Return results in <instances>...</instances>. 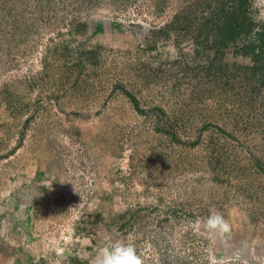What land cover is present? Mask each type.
Masks as SVG:
<instances>
[{
    "label": "rangeland",
    "instance_id": "374dc122",
    "mask_svg": "<svg viewBox=\"0 0 264 264\" xmlns=\"http://www.w3.org/2000/svg\"><path fill=\"white\" fill-rule=\"evenodd\" d=\"M222 10L264 23V0H0V180L32 209L0 264H91L106 237L264 264V55L207 34Z\"/></svg>",
    "mask_w": 264,
    "mask_h": 264
},
{
    "label": "crops",
    "instance_id": "0c3cea01",
    "mask_svg": "<svg viewBox=\"0 0 264 264\" xmlns=\"http://www.w3.org/2000/svg\"><path fill=\"white\" fill-rule=\"evenodd\" d=\"M39 172L40 170H38L35 174L34 172L31 174V186L35 183H42L41 180L38 181L36 179V177H39L41 174H39ZM22 178L26 179V174H20L19 179L23 180ZM27 185L28 184H25V187H27ZM21 186L22 185L20 183L18 185H12L9 178L6 179L3 177L0 180V234L5 235L6 238L8 237V239L11 240L12 238H16L13 236H16L17 232L20 231V239L21 243L23 244V238H27L28 233L26 228L27 224H25V222H23L22 220L27 219L28 212L32 209L28 207V197L23 195V193L17 194V191L18 189H21ZM31 204L33 205V203ZM16 211H18L19 218L15 216V214L17 213ZM17 219H19L18 225L16 221ZM1 261L8 263L9 260H6L4 252L2 253L0 251V262Z\"/></svg>",
    "mask_w": 264,
    "mask_h": 264
},
{
    "label": "clouds",
    "instance_id": "9594fccd",
    "mask_svg": "<svg viewBox=\"0 0 264 264\" xmlns=\"http://www.w3.org/2000/svg\"><path fill=\"white\" fill-rule=\"evenodd\" d=\"M196 223L203 227L210 237L217 232L230 231L229 222L218 211H210L207 217L198 219ZM105 240L102 246L94 250L95 255L91 264H144L134 244L113 237H106Z\"/></svg>",
    "mask_w": 264,
    "mask_h": 264
},
{
    "label": "trees",
    "instance_id": "16d2710c",
    "mask_svg": "<svg viewBox=\"0 0 264 264\" xmlns=\"http://www.w3.org/2000/svg\"><path fill=\"white\" fill-rule=\"evenodd\" d=\"M235 13L233 11L222 10L218 17L210 24L211 27L208 29L207 34L214 29L218 37H220L221 43L225 45L229 41H235L240 34L245 33L247 35L244 45L245 49H250V53L253 56L264 55V23L257 30L247 29V27H243L242 22ZM252 32L255 42H253V39L251 40L253 36H249ZM129 97L134 102V97L131 94H129Z\"/></svg>",
    "mask_w": 264,
    "mask_h": 264
}]
</instances>
